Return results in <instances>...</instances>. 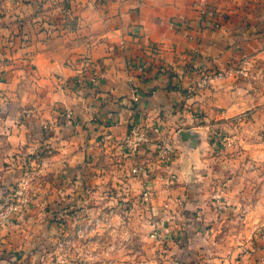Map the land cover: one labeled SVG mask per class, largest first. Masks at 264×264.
<instances>
[{"label":"crops","instance_id":"obj_1","mask_svg":"<svg viewBox=\"0 0 264 264\" xmlns=\"http://www.w3.org/2000/svg\"><path fill=\"white\" fill-rule=\"evenodd\" d=\"M6 50L8 80L29 82L12 93L16 102L41 101L43 143L57 148L50 159L61 188L71 181L79 192L107 180L105 194L115 187L134 198L128 213H136L135 227L162 235L165 264H264V242L216 239L220 223L206 219L210 205L183 209L178 201L206 144L209 117L264 115V0H0V54ZM217 72L224 76L200 85ZM133 122L150 138L138 152L142 178L131 175L123 145ZM189 129L201 133L200 146L177 145L169 165H160L154 142ZM144 187L151 203L141 200ZM181 210L189 217L196 210L203 221L173 219Z\"/></svg>","mask_w":264,"mask_h":264},{"label":"rangeland","instance_id":"obj_2","mask_svg":"<svg viewBox=\"0 0 264 264\" xmlns=\"http://www.w3.org/2000/svg\"><path fill=\"white\" fill-rule=\"evenodd\" d=\"M8 52L0 54V264H165L159 256L167 249L162 235L155 230L152 239L150 230L135 227L136 213H128L135 208L134 198L126 199L115 187L105 194L107 180L94 186L100 194L91 193L90 186L74 191L71 181L60 187L56 162L50 159L57 148L43 143L41 101L16 102L12 93L25 90L29 82L24 76L8 80ZM239 70L249 78L245 68ZM40 87L35 84L38 95ZM31 106L39 109L37 116L27 110ZM209 119L206 144L178 201L183 209L210 205L206 219L220 223V231L212 233L216 239H234L240 246L254 238L262 243L264 128L255 130L250 124L264 126V115ZM181 211L173 219L203 221L196 210L190 217ZM193 229L199 238V229Z\"/></svg>","mask_w":264,"mask_h":264},{"label":"built area","instance_id":"obj_3","mask_svg":"<svg viewBox=\"0 0 264 264\" xmlns=\"http://www.w3.org/2000/svg\"><path fill=\"white\" fill-rule=\"evenodd\" d=\"M222 76V72L205 74L202 77V82L200 83V85L208 84L213 81V79L221 78ZM149 142V134L144 126L139 125L136 122H133L129 125L128 131L123 139V145L127 149L130 158L132 159L130 173L135 177L142 178L147 172L146 162L142 161L139 158L138 152L144 145L148 144ZM174 153L175 143L173 135H162L154 142L155 158L160 165L167 167L171 162ZM141 196L144 201L150 200L151 193L148 187L143 188ZM150 236L152 238H155V233L152 232Z\"/></svg>","mask_w":264,"mask_h":264},{"label":"water","instance_id":"obj_4","mask_svg":"<svg viewBox=\"0 0 264 264\" xmlns=\"http://www.w3.org/2000/svg\"><path fill=\"white\" fill-rule=\"evenodd\" d=\"M175 146L183 145L186 149H196L201 143V133L194 130H179L174 135Z\"/></svg>","mask_w":264,"mask_h":264}]
</instances>
